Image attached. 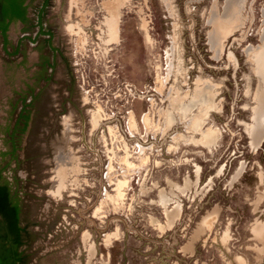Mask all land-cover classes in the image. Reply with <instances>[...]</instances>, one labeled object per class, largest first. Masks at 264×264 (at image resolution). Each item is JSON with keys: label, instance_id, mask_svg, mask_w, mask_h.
Here are the masks:
<instances>
[{"label": "rangeland", "instance_id": "1", "mask_svg": "<svg viewBox=\"0 0 264 264\" xmlns=\"http://www.w3.org/2000/svg\"><path fill=\"white\" fill-rule=\"evenodd\" d=\"M224 2L49 0L40 34L44 0H24L29 20L10 22L5 46L0 35V157L29 233L26 264H264L251 233L264 221V200L254 211L264 141L252 150L245 131L264 97V56L255 55L264 0L221 21ZM230 29L213 48L212 34ZM47 31L63 55L44 79ZM23 107L30 119L10 160L1 153L12 149L7 129ZM240 161L246 169L230 185ZM184 178L197 183L161 232ZM214 205L217 222L182 254Z\"/></svg>", "mask_w": 264, "mask_h": 264}, {"label": "crops", "instance_id": "2", "mask_svg": "<svg viewBox=\"0 0 264 264\" xmlns=\"http://www.w3.org/2000/svg\"><path fill=\"white\" fill-rule=\"evenodd\" d=\"M246 1L247 0H225L224 2L225 3V6H224L225 17L223 15V18L221 19V21H224L228 17L227 16L228 8H230V11L232 13V14L230 13L229 16L233 14L236 16V14L241 13L243 11V8L245 7ZM48 3H49V0L47 1L44 0V7L43 9H41L42 7L40 8L41 14H42L41 19H43L44 8L46 7V5H48ZM230 26H233L232 22ZM114 27L115 26H108V29H111L113 31ZM62 30H64L65 33L72 34V31H76V26H64L62 27ZM234 30L235 29H230L229 31H226L225 34H221L217 46H220L223 39L226 38L228 35H230ZM42 33H45V32L42 30L41 34ZM47 33H50V37L49 39H45L43 41L41 47L43 49L45 48L48 49V51L43 52L40 55L38 63L41 68L37 70L38 71L37 73L40 74V76L44 79L47 78L48 76L45 74L46 66L47 67L54 66L58 54L63 55L62 51L58 49L56 46H54L52 43V38L54 34L48 31ZM260 91H261V95H263L264 89H260ZM256 109L262 110L261 116H257V114H255ZM245 131L249 138L250 148L254 151L255 150L257 151L260 148L262 142L264 141V136H263L264 135V97L262 98L259 96L256 99V106L251 114V123H248V125L245 126ZM246 166L247 164L245 162L240 161V165L236 168L231 178L230 185H233L237 180L240 179V177L243 175L246 169ZM259 177L260 179H262L260 175ZM194 183L196 184L197 182H193L191 181V179L184 178L182 185H179V184L176 185L177 191L174 193L175 195L173 194L172 199H170L172 201V208L170 210H165L166 220H164V223H161V225H159L158 227L161 232L171 229L178 222L183 212V203H181L180 201H182V197L187 192L193 189V187L195 186ZM178 188H179V191H178ZM209 189H210V186L205 188L202 191V195L206 193ZM159 197L161 199L160 204L162 206H165L166 205V203L164 202L166 201L165 196H163V194H160ZM263 200H264V190L261 191V194L258 196L256 201L254 202V205H255L254 211H257L259 209V205ZM219 215H220V208L218 205H214L209 210H207L206 213L201 217L197 226L194 228V230H192L191 236L188 238V240H186L180 246V252L184 255H192L195 251L194 244L196 240H198L203 235H205L214 226V224L217 222L219 218ZM251 233H252V237L256 241H258L260 244H262V246L258 249V252H257L258 255H264V221H255V223L251 226ZM110 242H112V240H110ZM120 243L125 245L126 242L124 240ZM120 243H118L117 245H119ZM108 256L110 258L109 254ZM238 259L242 261L241 258H238ZM107 260L108 261H106L105 264H109L108 263L109 259Z\"/></svg>", "mask_w": 264, "mask_h": 264}, {"label": "trees", "instance_id": "3", "mask_svg": "<svg viewBox=\"0 0 264 264\" xmlns=\"http://www.w3.org/2000/svg\"><path fill=\"white\" fill-rule=\"evenodd\" d=\"M47 1V0H46ZM44 4L41 9H43ZM41 9L40 13H41ZM27 6L24 0H0V33L5 36L12 20L26 22ZM41 21L39 20L38 24ZM30 119V111L25 107L17 114L12 128L7 129L8 138L12 149L1 153L10 155V160L15 155V148L21 135L26 131ZM0 157V264H26L28 256L21 248L26 244L29 233L21 225L22 206L17 191L12 183L2 174L8 162Z\"/></svg>", "mask_w": 264, "mask_h": 264}, {"label": "bare ground", "instance_id": "4", "mask_svg": "<svg viewBox=\"0 0 264 264\" xmlns=\"http://www.w3.org/2000/svg\"><path fill=\"white\" fill-rule=\"evenodd\" d=\"M229 10H230V8H228ZM264 10V9H263ZM228 15V14H227ZM263 21V20H262ZM217 23V22H216ZM222 24V23H221ZM220 24V25H221ZM262 24H263V22H262ZM262 29H264V28H262ZM214 31V30H213ZM262 32H264V31H262ZM212 33V32H211ZM263 34V33H262ZM262 37V36H261ZM262 39V38H261ZM218 42H219V39H217V35L215 34H212V36H211V44H212V46H213V48L214 47H217V45H218ZM211 48V47H210ZM247 50V49H246ZM216 51V50H215ZM248 51V50H247ZM257 54V61L258 60H260V59H262V57L264 56V47L262 48V50H257L256 52H255V55ZM257 116H261L260 114H258ZM260 136V135H259ZM264 136V135H263Z\"/></svg>", "mask_w": 264, "mask_h": 264}, {"label": "flooded vegetation", "instance_id": "5", "mask_svg": "<svg viewBox=\"0 0 264 264\" xmlns=\"http://www.w3.org/2000/svg\"><path fill=\"white\" fill-rule=\"evenodd\" d=\"M38 12V15H37V22H39V20H40V18H41V13H40V10H38L37 11ZM27 17L28 18H30L28 15H27ZM39 26V30H38V32L41 34V32H42V30H43V26H41V23L40 24H38ZM39 33H37V35H39ZM47 34H49L50 35V33H47ZM0 35L2 36V42H3V44L2 45H4L5 46V43H6V37L5 36H3L1 33H0ZM36 35V37H38ZM50 37V36H49ZM31 40H32V38H31ZM16 49H17V47H16Z\"/></svg>", "mask_w": 264, "mask_h": 264}]
</instances>
